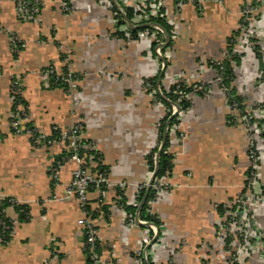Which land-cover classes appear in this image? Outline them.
<instances>
[{
    "label": "crops",
    "instance_id": "crops-1",
    "mask_svg": "<svg viewBox=\"0 0 264 264\" xmlns=\"http://www.w3.org/2000/svg\"><path fill=\"white\" fill-rule=\"evenodd\" d=\"M34 1L40 10L34 20L25 21L16 11V0H0V200L28 207L24 222H17L13 207L4 211L13 228L8 239L0 237V264H86V222L97 232V264H146L142 253L139 257L142 251L154 255V264H220L217 224L223 205L246 182L247 136L223 91L208 81L215 70L201 64L227 53L238 11L253 0H202L201 9L185 0L180 20L167 22L173 27L170 46H164L160 58L154 54L158 45L152 48L151 41L127 39L129 26L114 15L111 0ZM128 1L126 8L137 2ZM173 3L165 0L170 12ZM134 21L130 22L138 25ZM12 38L20 44L16 58L10 49ZM257 39L253 57L235 52L237 60L231 61L241 72L231 85L242 103L243 89L249 88L248 96L261 97L264 92V23ZM162 60L164 73L157 85ZM49 69L71 73L76 86L51 87ZM250 73H259L262 84L257 91L246 78ZM178 78L185 85L192 83L193 92L189 108L168 129L167 153L173 158L172 170L164 177L167 194L148 209L160 228L146 225L137 210L134 217L141 225L127 226L116 200L119 184H124L120 191L133 206L136 193L147 186L154 171L150 161L159 149L158 125L168 112L146 81L161 90ZM14 80L27 106L20 134L10 126ZM78 120L83 121L81 141L91 147L84 151L92 152L82 157L85 169L93 175L99 174L100 165L107 169L105 182L88 189L84 209L75 195L66 193L78 164L66 158V144L53 139L51 130L66 129ZM260 181L264 187V179ZM258 246L253 244L241 264H263Z\"/></svg>",
    "mask_w": 264,
    "mask_h": 264
},
{
    "label": "built area",
    "instance_id": "built-area-1",
    "mask_svg": "<svg viewBox=\"0 0 264 264\" xmlns=\"http://www.w3.org/2000/svg\"><path fill=\"white\" fill-rule=\"evenodd\" d=\"M257 3L264 4V0H256ZM131 1L128 0H119V4L121 7H127ZM108 5L111 6V3L107 2ZM133 5V4H132ZM65 6V5H64ZM162 0H137L134 3L132 8L136 9L135 11L138 12L135 17L134 24H143L148 23L149 18L162 16L161 14V7ZM176 6H180V4H176ZM252 9L254 11L260 10V5L256 4L255 7H246L243 11L244 14L251 13ZM40 10L39 4L34 0H16V11L23 20L25 21H32L35 19L36 15ZM169 10L167 9L166 16L169 15ZM114 15H117L114 12ZM173 20L168 19V22L172 24ZM256 22V21H255ZM259 22V21H258ZM250 25L249 20L243 23L240 26L241 36L244 41L247 42V46L250 45L252 34L258 37L260 31L254 29V33H251L248 29ZM258 26V25H257ZM261 29V26H258ZM153 30H144L137 33L139 39H145L148 41L158 43V46L155 48V56L160 58L162 57L161 41H159V35H163V32L157 28L152 27ZM127 39H131L130 34H127ZM11 42H17L16 39L12 38ZM234 41L231 40L232 52L235 53ZM223 57H230L227 53H224ZM210 68L215 70L216 72V84L220 87V89L225 94V97L228 93V89L223 85V77L222 72L224 67L222 65V61H209ZM164 66L162 67V69ZM50 75L53 74L56 77V82L61 81L68 84V87L74 88L75 82L72 77L71 73L64 72V73H56L54 69H49ZM234 74V69H233ZM234 80V79H233ZM232 80V82H233ZM147 88H154L150 80L146 81ZM184 84L183 82H175L173 85L176 86L175 94L177 95V102L180 103L181 101L187 100L189 98V94H184L181 85ZM198 91L200 89H204L203 87L197 86ZM208 89V87H207ZM197 91V90H195ZM154 98L157 100V94L162 95L160 88L157 86L154 89ZM16 97H21V89L18 83V80H14L10 86V101L11 105L14 107V115L10 121V126L14 130L16 134L22 132V123L27 120V112L25 107L16 100ZM158 101V100H157ZM243 105V103H242ZM177 108L176 105H173ZM232 115L237 114L240 118H247L246 107L243 105V110L238 109L237 104H233V106L229 107ZM172 110V107H171ZM177 108L176 111H171V116L177 113L176 116L180 112ZM264 111H261L260 117L263 119L259 120L256 124V129L258 128V134L261 137L260 143L256 141V146L254 142L250 141V137H248L247 142V156L249 161V168L248 174L246 176V182L241 188V192L237 194L230 202H227L223 205L222 208V217L220 218L217 224V234L218 240L220 242L221 250L216 253L218 260H221L220 264H241L242 261H245L249 258L251 253V249L253 244L257 243L258 249L261 250L260 255H258L259 260L264 264V187H261L259 192L256 193L254 191V185L260 182V172H259V154L264 153ZM175 116V117H176ZM236 116V115H235ZM259 123V124H258ZM251 125V124H249ZM161 123L158 125V141H160L159 137V129ZM261 126L263 129H261ZM52 132L58 135V138L62 143L66 144V149L68 152L71 153L70 158L74 160L78 167L74 169L71 175V181L66 188V193L73 194L76 197L79 205L84 209L86 204L88 203V189L91 186L97 187L99 184L105 182V175L103 173H99L98 175H93L91 172L84 167V160L80 157V150H88L91 149L90 145L83 143L81 141L82 131H83V121L78 120L74 125L59 130L56 127H52ZM161 144V142H160ZM160 147V146H159ZM155 154L152 156L153 163L155 164ZM148 185V184H147ZM120 189L123 190L124 184H119ZM147 187V186H146ZM144 186L141 189L146 188ZM154 190V197L151 201H149V205L156 203L159 201L164 195L167 194V182L165 178H161L158 181L154 180L152 187ZM137 195L134 197L133 206L138 208L140 205V195L137 192ZM118 202L120 201V197L117 196ZM1 201V200H0ZM119 209L123 211V207L118 205ZM124 220L127 226H132L135 222V217L132 215H128L124 213ZM145 223V222H143ZM13 225V223H12ZM150 226V225H149ZM153 226V225H151ZM0 227L2 229L8 230L9 226L6 225L2 220H0ZM154 227V226H153ZM154 229V228H153ZM156 232V231H155ZM157 233V232H156ZM84 237H86L85 246L88 250V254L90 255V259L93 261L94 264H97V255H96V248L98 246V239H97V232L91 225V223L86 222L84 225ZM160 245L163 243V239H159L158 242ZM153 245V244H152ZM160 245L156 246V250L160 247ZM154 246V245H153ZM154 247V248H155ZM258 250V251H259ZM140 253H142V257H140ZM149 256V257H148ZM142 251L139 252V257L141 261L145 262L148 258L154 262V255ZM139 260V259H138ZM140 261V260H139Z\"/></svg>",
    "mask_w": 264,
    "mask_h": 264
},
{
    "label": "trees",
    "instance_id": "trees-1",
    "mask_svg": "<svg viewBox=\"0 0 264 264\" xmlns=\"http://www.w3.org/2000/svg\"><path fill=\"white\" fill-rule=\"evenodd\" d=\"M116 1V3L118 4L117 7H115L114 5H112V10L117 14V18L119 19V22H123L124 21V17L129 20V21H134V18L136 17V14L138 12H136V9H132V8H126V7H121V5L119 4L118 0H114ZM125 22V21H124ZM149 22H153L158 24L163 30L164 33H166L168 36L171 33V27L168 25L167 21L162 18L160 15L157 17H151L149 18ZM144 30H153L152 27H148V28H137V29H132L129 27L128 31L129 34L131 36L132 39H135L137 36V33L140 31H144ZM164 35V34H163ZM122 36V35H121ZM162 37V35H161ZM231 40H229V44H228V54L230 55V57L227 58V60L222 61V65L224 67L223 70V85L228 89V93L226 95V100H227V104L228 106H233V104H237L238 105V109L241 111L243 110V105H242V98L236 94L234 88L232 87V80L234 79V74H233V68L231 67V61L232 60H237V56H235L236 54L232 53V48H231ZM158 43L153 42L152 43V48H155V46H157ZM170 46V45H168ZM166 47H162L161 51L163 52L165 50ZM12 54L14 56V58H16V53L15 51H19L20 50V44L18 42H13L12 46L10 47ZM210 66V64H207ZM65 72V70L63 71V73ZM50 82H51V87L54 88H61L63 90H67L68 89V84L65 82H61V81H57L56 82V77L55 75L51 74L50 75ZM151 83L153 84V81H151ZM154 85V84H153ZM197 86V84H195ZM194 85V86H195ZM181 88L184 92V94H189L190 92H193V87H188L185 84L181 85ZM176 89L175 85H172L171 87H169V89L167 91L163 90L161 88L162 91V95H157V100L164 104L166 107H168V112L167 115L165 117V119L163 121H161V126L159 129V134H160V141L162 140V135L164 132V128H165V124L166 121L168 120V118L171 117V107L173 105H176L177 108L180 111H185L187 108H189L190 106V102L187 100L181 101L180 103L177 102V95L174 93ZM16 100H18V102L20 104H22L24 107L26 106L25 101H23V99L21 97H16ZM11 114L12 117L14 115V107L11 105ZM12 119V118H11ZM176 123V117H173L170 123V126L168 129L171 128V126L173 124ZM29 126V124L27 125ZM53 139H58V135L56 133H53L52 135ZM58 141V140H56ZM169 143H170V137H169V133H167V139L165 142V145L163 147L162 153L159 157L158 163H159V168H158V172L156 174L155 180H159L167 175H169V173L172 170V155L167 153V149L169 147ZM80 157H87L85 155H91L92 152H86L83 149L80 150ZM71 156V153L68 152L66 154V158H69ZM153 156V155H152ZM60 162V161H59ZM58 162V163H59ZM150 164L152 166V170H154L155 168V164L153 163V160L151 158ZM99 169V173H107V169L105 166H98ZM146 191V188L141 189L139 191V195H140V201L144 195ZM117 196L120 197V201L117 202L118 205H121L123 207V211L128 214V215H132L134 216L136 213L137 208L134 206H130L127 204V201L125 199V197L123 196L122 191H120V189L118 188L117 190ZM154 197V190H150L149 195H148V199L147 201L143 204V206L141 207L138 217L141 220H145L146 222H148L149 224L153 225L157 230L160 228V221L159 219L156 218L155 215L153 214H149L148 209H149V201H151ZM13 207L16 214H17V222H24L28 219V207L26 205H19V204H15V203H11L9 201V199H2L0 201V220H2L6 225L9 226L8 230L2 229L0 227V237H2L4 240L8 239V237L10 236V232L12 231V222L9 221L5 215H4V211L7 207ZM153 235V234H152ZM157 235L159 236V231H157ZM157 238V237H156ZM86 241V237H84V243ZM85 255H86V264H94L93 261L90 259V255L88 254V250L86 249L84 251ZM146 264H154L152 262V260L150 258L147 259Z\"/></svg>",
    "mask_w": 264,
    "mask_h": 264
},
{
    "label": "rangeland",
    "instance_id": "rangeland-1",
    "mask_svg": "<svg viewBox=\"0 0 264 264\" xmlns=\"http://www.w3.org/2000/svg\"><path fill=\"white\" fill-rule=\"evenodd\" d=\"M173 2H174L173 4H175V6H174L175 8H174L173 12H169V15L166 16L167 8H166L165 0H162V6H161L162 8L160 10L161 14H162L161 17L164 18L167 22H168V19H170V20L174 19L175 21L180 20L179 19L180 12L184 9V6L186 4L185 0H173ZM187 2H189L190 4H193L196 9H201L202 8L201 7L202 5L199 6L200 4L203 3L202 0H188ZM213 2H215L216 4H221L223 2V0H213ZM176 4H180V6H176ZM256 4L260 5V10H258V12L254 11V9H252L251 10L252 12L249 13V14H244L243 13V11H244V9L246 7H252L253 8V7L256 6ZM174 16H176V17L174 18ZM238 17H239V20H238V23H237V25H238L237 26V30H236V32H234V35H232V38H231V40L234 41V43H235L233 49L240 56L248 55V56L253 57L252 52L254 51L255 48H259V46L257 44L259 40L254 35L255 34L254 33V29L258 30V31H261V29L263 27V23H264V4L262 5L261 3H257L256 0L249 1V2H247L245 4H243L240 7V9L238 11ZM247 20H249L250 25H251V26H248L249 31L251 33H254V34H252L251 41L249 40V42H251V43L248 46H247V42L243 40V38L241 36V31H240L241 24L243 23V21L245 23ZM257 25L261 26V29H259ZM159 37H161V35H159ZM162 38H163V35H162ZM162 38L159 39V41H161V43L164 42V38L163 39ZM222 59H223V55L220 58H214V59H211V60L222 61ZM206 63H207L206 61H203L201 65H203V67L205 69L213 70L212 67L208 68L209 66ZM233 68H234V79L236 77V81H238V77H239V75H241L240 69L237 70L236 66H234V65H233ZM257 75H259V73L256 74V75L250 73L248 75V77L246 76V78H249L250 81H252L251 85H253V89H255V91H257L258 85L262 84V82H258ZM215 79H216V74H214V76L211 78V80H208V81L212 82V81H215ZM175 82H183V81L178 78L176 81H174V83ZM189 84L190 85H188V84H186V85L192 87V83H189ZM194 84H197V83H194ZM234 84H236V82H234ZM263 89H264V87H263ZM150 90L152 92H154V88L153 87L150 88ZM163 90L167 91L168 89H163ZM201 90L205 92L204 89H201ZM250 93L251 92L249 91V88L243 89V99H244L243 105H245V107H246V112H247V116L248 117L242 119V118H240L239 115H237V114H234V115H236L237 119L243 125V127L245 129L246 136H247V142H248V137H250V141L254 142V144L256 146V141L259 142V143L261 142L260 141L261 137L258 134L259 133L258 132L259 131L258 128L256 129V124H257V122L259 120L263 119L262 117H260V114H261V111H264V92H262L263 94H262L261 97L260 96L256 97V94H255V96H248ZM251 97H254V98H251ZM176 110H177V108L172 106V110L171 111H176ZM182 113L183 112H180L178 114V116H180ZM249 124H251V125H249ZM262 125H264V124H262ZM261 129H263L262 126H261ZM171 134L173 135V132ZM160 142L161 141L157 140V142H156V147L157 148H159ZM260 156H261V158H260V160H261L262 158H264V153L263 154H259V157ZM259 172H260V175H261L260 177H262V178H260V180L264 179V166H259ZM260 182H262V181H260ZM259 190H260V184L256 183L254 185V191L256 193H258ZM240 192H241V189H240Z\"/></svg>",
    "mask_w": 264,
    "mask_h": 264
},
{
    "label": "water",
    "instance_id": "water-1",
    "mask_svg": "<svg viewBox=\"0 0 264 264\" xmlns=\"http://www.w3.org/2000/svg\"><path fill=\"white\" fill-rule=\"evenodd\" d=\"M112 4L117 7V3L114 1V0H111ZM124 21L126 22V24L132 28V29H137V28H148V27H157L159 28L163 34H164V38H165V43L162 45V47L164 46H167L169 44V37L166 33H164V30L156 23H153V22H148V23H143V24H140V25H133L129 20H127L125 17H124ZM163 61V66L165 67V62L164 60ZM163 73H164V69H162L160 71V74H159V77H158V80H157V85L160 83L161 81V78L163 76ZM177 115V113L173 114L170 118H168V120L166 121V124H165V128H164V132H163V135H162V140H161V144H160V147L159 149L157 150V153L155 155V168H154V171L152 173V176H151V179L146 187V191L140 201V205L137 209V211H140L141 207L143 206V204L147 201L148 199V195H149V192L151 190V187H152V184L155 180V177H156V174L158 172V168H159V163H158V160H159V157L162 153V150H163V147L165 145V142H166V139H167V133H168V128L170 126V123H171V120L173 117H175ZM138 213V212H137ZM135 224L136 225H141L139 220H138V217L135 218ZM146 225H150V224H146ZM149 247H146L145 250H147Z\"/></svg>",
    "mask_w": 264,
    "mask_h": 264
}]
</instances>
